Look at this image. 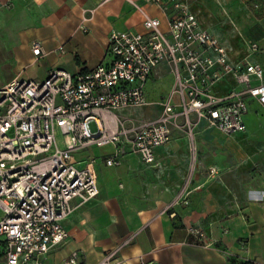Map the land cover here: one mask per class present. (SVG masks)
Returning <instances> with one entry per match:
<instances>
[{
	"label": "built area",
	"instance_id": "2783aa9c",
	"mask_svg": "<svg viewBox=\"0 0 264 264\" xmlns=\"http://www.w3.org/2000/svg\"><path fill=\"white\" fill-rule=\"evenodd\" d=\"M128 1L143 15L145 31L111 32L107 63L86 73L54 69L42 81L14 79L0 85V264H44L66 243L64 221L100 194L94 150L113 149L104 159L107 167L120 166L127 154L154 165L156 150L180 133L195 157L200 124L232 136L247 130L244 118L251 102L264 115V69L250 60L257 43L233 60L187 1L145 0L165 14V30L159 18ZM33 54L42 56L39 43L33 44ZM162 66L174 85L152 103L146 87ZM223 84L230 85L225 92ZM150 106H158V115L118 114ZM189 183L168 210L189 205ZM186 232L203 246L212 245L203 229L192 226ZM132 240L98 264H120L117 255ZM63 264L83 263L74 252Z\"/></svg>",
	"mask_w": 264,
	"mask_h": 264
},
{
	"label": "crops",
	"instance_id": "0c3cea01",
	"mask_svg": "<svg viewBox=\"0 0 264 264\" xmlns=\"http://www.w3.org/2000/svg\"><path fill=\"white\" fill-rule=\"evenodd\" d=\"M132 1L167 28V17L157 7L145 0ZM183 1L191 9H264V0ZM143 21L128 0H0V53L12 68L0 85L14 79L42 81L54 69L72 75L89 72L109 61L111 32L143 33ZM34 43L40 44L42 56H34ZM258 59L264 69V57ZM153 77L162 81L169 77L157 98L147 93L148 101L156 103L172 90L174 77L166 66ZM229 87L220 88L225 92ZM244 119L243 133H198L195 164L189 140L180 133L170 145L156 150L154 165L127 154L120 166L107 167L104 159L113 149L94 150L100 194L64 221L69 238L44 264H63L74 252L83 264H98L129 238L131 243L117 255L120 264H231V259L264 264L260 106L251 102ZM192 171L189 205L168 210ZM192 226L203 229L212 245L189 237L186 231Z\"/></svg>",
	"mask_w": 264,
	"mask_h": 264
},
{
	"label": "rangeland",
	"instance_id": "374dc122",
	"mask_svg": "<svg viewBox=\"0 0 264 264\" xmlns=\"http://www.w3.org/2000/svg\"><path fill=\"white\" fill-rule=\"evenodd\" d=\"M207 2H210L207 0ZM192 9L195 15L200 20L204 29L211 33H215L221 37L223 42L231 51L233 60L245 57L250 53V46L253 43L258 44V51L250 56V60L261 63L258 57H264V9ZM18 64H21L18 62ZM262 64V63H261ZM40 65V62L38 63ZM8 64L1 57L0 53V82L7 78L11 73ZM169 81L160 80L158 77L152 78L146 87V92L153 98L161 93L163 85ZM221 91V90H220ZM222 92V91H221ZM158 106H150L137 110H129L126 112L118 113L121 115H130L137 119L150 118L158 115ZM204 126H202L203 128ZM94 130V125H91ZM214 134L220 133L214 129L200 127L196 129L197 134ZM195 146L197 148V137L195 138ZM103 151L97 149V152ZM191 160L194 157L191 153ZM195 164V161L194 163ZM189 182L193 180V171L187 177Z\"/></svg>",
	"mask_w": 264,
	"mask_h": 264
},
{
	"label": "trees",
	"instance_id": "16d2710c",
	"mask_svg": "<svg viewBox=\"0 0 264 264\" xmlns=\"http://www.w3.org/2000/svg\"><path fill=\"white\" fill-rule=\"evenodd\" d=\"M231 264H256L252 261H239L237 259H231Z\"/></svg>",
	"mask_w": 264,
	"mask_h": 264
}]
</instances>
